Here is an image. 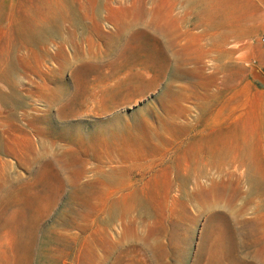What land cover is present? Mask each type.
<instances>
[{
  "label": "rangeland",
  "instance_id": "rangeland-1",
  "mask_svg": "<svg viewBox=\"0 0 264 264\" xmlns=\"http://www.w3.org/2000/svg\"><path fill=\"white\" fill-rule=\"evenodd\" d=\"M263 39L264 0H0V264H264Z\"/></svg>",
  "mask_w": 264,
  "mask_h": 264
},
{
  "label": "bare ground",
  "instance_id": "bare-ground-1",
  "mask_svg": "<svg viewBox=\"0 0 264 264\" xmlns=\"http://www.w3.org/2000/svg\"><path fill=\"white\" fill-rule=\"evenodd\" d=\"M223 4H221L222 6ZM222 9H226L225 8H222ZM247 180L249 182V187H250V190H255L256 189V186H257V182H256V179L253 177L252 173L250 172L249 175L247 176ZM260 193V192H259Z\"/></svg>",
  "mask_w": 264,
  "mask_h": 264
},
{
  "label": "water",
  "instance_id": "water-1",
  "mask_svg": "<svg viewBox=\"0 0 264 264\" xmlns=\"http://www.w3.org/2000/svg\"><path fill=\"white\" fill-rule=\"evenodd\" d=\"M255 74L262 82H264V76L258 70H255Z\"/></svg>",
  "mask_w": 264,
  "mask_h": 264
},
{
  "label": "built area",
  "instance_id": "built-area-1",
  "mask_svg": "<svg viewBox=\"0 0 264 264\" xmlns=\"http://www.w3.org/2000/svg\"><path fill=\"white\" fill-rule=\"evenodd\" d=\"M263 45H264V39H263Z\"/></svg>",
  "mask_w": 264,
  "mask_h": 264
}]
</instances>
